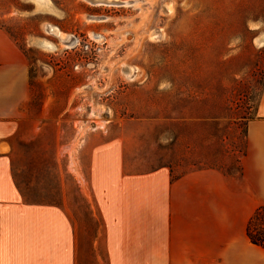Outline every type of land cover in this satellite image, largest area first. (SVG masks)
Returning a JSON list of instances; mask_svg holds the SVG:
<instances>
[{"label": "rangeland", "instance_id": "374dc122", "mask_svg": "<svg viewBox=\"0 0 264 264\" xmlns=\"http://www.w3.org/2000/svg\"><path fill=\"white\" fill-rule=\"evenodd\" d=\"M115 1L0 0L29 82L13 175L25 201L68 211L77 264H108L92 153L121 151L132 175L232 172L264 88V0Z\"/></svg>", "mask_w": 264, "mask_h": 264}, {"label": "crops", "instance_id": "0c3cea01", "mask_svg": "<svg viewBox=\"0 0 264 264\" xmlns=\"http://www.w3.org/2000/svg\"><path fill=\"white\" fill-rule=\"evenodd\" d=\"M20 60L0 31V264H77L78 232L68 211L25 201L13 175L11 118L29 99ZM121 154L92 153L88 182L108 264H264V248L247 233L264 206V88L232 172L197 167L174 177L162 167L132 175Z\"/></svg>", "mask_w": 264, "mask_h": 264}, {"label": "trees", "instance_id": "16d2710c", "mask_svg": "<svg viewBox=\"0 0 264 264\" xmlns=\"http://www.w3.org/2000/svg\"><path fill=\"white\" fill-rule=\"evenodd\" d=\"M247 233L253 244L264 248V206L256 211L249 222Z\"/></svg>", "mask_w": 264, "mask_h": 264}, {"label": "bare ground", "instance_id": "6f19581e", "mask_svg": "<svg viewBox=\"0 0 264 264\" xmlns=\"http://www.w3.org/2000/svg\"><path fill=\"white\" fill-rule=\"evenodd\" d=\"M99 1H104L106 5H123V4H120V2L115 1V0H99ZM105 4H103V5H105ZM96 5H102V4H96Z\"/></svg>", "mask_w": 264, "mask_h": 264}, {"label": "water", "instance_id": "95a60500", "mask_svg": "<svg viewBox=\"0 0 264 264\" xmlns=\"http://www.w3.org/2000/svg\"><path fill=\"white\" fill-rule=\"evenodd\" d=\"M87 2L91 3V4H105L104 1H99V0H86Z\"/></svg>", "mask_w": 264, "mask_h": 264}]
</instances>
